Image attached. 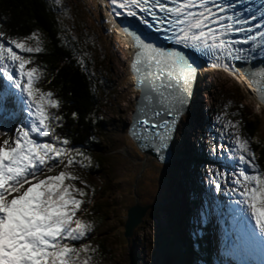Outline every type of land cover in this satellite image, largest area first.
<instances>
[{"label":"snow or ice","instance_id":"6c2138e0","mask_svg":"<svg viewBox=\"0 0 264 264\" xmlns=\"http://www.w3.org/2000/svg\"><path fill=\"white\" fill-rule=\"evenodd\" d=\"M110 2L113 15L136 18L147 29V34L130 33L137 49L133 71L141 90L130 134L142 151L154 153L163 162L180 146L190 154L202 146V140L196 144H187L183 138L177 141L176 133L182 117L191 113L194 82L209 61L212 67H223L237 77L248 76L264 100V70L253 76L240 67L264 56V0ZM5 35L0 32V78L7 82L0 95V111L8 115L0 125V264H81L80 254L90 248L77 247L76 242L86 238L91 225L78 218L83 200L76 196L83 197L85 191L71 182L80 178L66 169L74 164L86 167L84 161L89 157L55 132L53 122L60 127L63 117L52 110L59 109L60 101L37 87L42 72L29 66L31 59L21 54L42 51L37 34L7 40ZM150 35L172 47L153 42ZM25 40H35L36 46ZM78 62L83 68L84 61ZM17 105H22L24 119L17 118ZM232 138L228 148L229 159L235 163L231 184L226 173L211 168L206 173L211 177L208 184L217 193L222 189L230 193L237 206L233 221L238 235L232 247L241 256L258 250L259 264H264V172L249 159L252 153L247 141L238 133ZM209 154H214V145ZM60 166L62 170L55 175L45 174ZM206 219L197 213V224L188 237L194 256ZM239 264L252 261L242 259Z\"/></svg>","mask_w":264,"mask_h":264},{"label":"rangeland","instance_id":"374dc122","mask_svg":"<svg viewBox=\"0 0 264 264\" xmlns=\"http://www.w3.org/2000/svg\"><path fill=\"white\" fill-rule=\"evenodd\" d=\"M104 2L105 0H60L58 5L69 22L66 28L70 29L75 36L83 34L84 37L88 36L92 41L93 47L98 53L95 60L97 65L96 75L103 81V85L107 89L106 94L102 95L104 107L101 120L104 122L105 128L101 132L100 142L104 149L109 152V155L112 156L109 161L110 181L114 186H117L118 191L114 194L120 207L108 219L100 235L107 238V248L114 256L112 264H184L176 241V223L180 220L179 238L183 243V224L193 222L196 225L197 215L186 217L184 212L183 214L178 212L181 206L178 204V208L176 207L180 201L178 202L175 198L174 191L179 193V189L183 192L188 190L184 180L185 171L190 172V169L184 166V159L191 158L192 154L183 153L182 151L183 154L180 155L181 147L185 150L184 146H180L174 150V153H179V155L176 154V157H178L176 160L177 162L182 160L181 164L178 162L179 165H176L172 162L169 166H163L154 158L143 155L129 138V127L132 123L136 103L140 97V92L136 90V79L132 75V63L135 55L133 51L128 50L130 45L120 36V31L118 32L119 25ZM36 39L39 40L40 46L42 38L36 36ZM24 42L29 46H36L35 40H25ZM21 54L30 59L32 53ZM29 66L35 67L33 63ZM41 72L42 76L37 83V87L43 91L48 74L43 70ZM253 89L255 91L252 92L251 89H243L232 79L221 73L199 74L193 95L195 104L191 108L190 115L182 117V124L176 133L177 141L183 138L187 144H196L200 140L196 138V131L199 132V127H202L204 133H206L202 140L204 154L213 162L219 161L221 164L227 165L226 168L216 165L207 167L205 164H199L198 167V178L201 177L203 189L215 196V202L212 204L213 206L211 205L214 208H208L205 204L203 210L209 212L212 221L218 223L221 227L225 223L232 229L230 232L226 227L224 228L226 232L221 229L216 234L217 237L215 235L216 253H220L226 247L223 242H225L224 239L228 238V241H230L229 248L237 254V251L232 247V239L229 237L233 235L237 238L238 235V227L233 221V210L237 206L232 203L230 193L223 189L217 193L214 186H209L208 181L211 177H208L206 173L209 168L213 171L219 170L221 173H226L228 176L227 183L231 184L232 169L235 167V163L229 159L231 154L228 152V148L233 143L232 134H239V132L221 118L214 121L217 127L210 129L212 134L210 130L207 131L206 126H201L200 120H193L191 114L195 108L194 106H196L200 110L202 119H208L205 111L209 108V101H211L215 108H224L223 118L232 117L237 121L241 117L247 116L255 119L256 124L259 126L255 140L263 141L264 103L259 100L257 89L255 87ZM207 90L209 95L206 93ZM45 91L48 90L45 89ZM225 125H228V127H225ZM246 141L252 153L251 145L253 143ZM213 145L214 154H209V149ZM222 148L223 151H221ZM252 158L249 159L252 160ZM252 163H254L253 160ZM67 171L75 175L78 173L71 169H67ZM80 180H78L79 183ZM102 181L100 176L88 178L89 184L93 183L97 187L101 186ZM219 181L222 185L225 183L223 175L219 177ZM174 184H176V189ZM76 188H83L87 192L84 185ZM76 198L83 200L80 196H76ZM136 201L142 205L154 204L155 209L148 212L142 224L135 231L131 244L128 245L122 240L124 239V223L127 210L134 206ZM86 203L83 200V210L87 205ZM181 214L184 215L182 221ZM114 216L115 219L113 220ZM220 217H222L221 222ZM222 244H225V246L223 247ZM234 253L232 255H235ZM249 254H246V257H240V260H248L249 258L255 260L256 256L250 257ZM257 254L256 261L259 264L260 253L258 250L256 251ZM236 260L238 261L235 256L234 262Z\"/></svg>","mask_w":264,"mask_h":264},{"label":"trees","instance_id":"16d2710c","mask_svg":"<svg viewBox=\"0 0 264 264\" xmlns=\"http://www.w3.org/2000/svg\"><path fill=\"white\" fill-rule=\"evenodd\" d=\"M68 23L65 13L60 10L56 0H0V32L6 34L5 40L8 37L24 38L33 32L42 38L40 45L42 51L40 53H32L30 59L35 67L48 74L43 91L47 89L53 93L54 98L60 101L59 109H53V112L63 117L60 122L62 126L57 127L56 123L53 122L52 127L58 135L69 140V146L80 148L84 156L89 157V160L84 161L86 167L82 168L79 164H74L67 168L78 172L76 176L78 175L80 179L84 180V183H79L78 180L71 182L75 187L87 185V192L84 190L85 195L82 197L87 202V205L84 210L82 209L78 213V218L88 222L91 227L86 238L76 242V246L79 247L81 244L89 245L90 250L87 254H80L81 264L86 258L87 264H112L114 256L107 248V238L100 235L108 219L120 207L114 194L118 191L117 186H114L110 181L109 161L112 156L109 155V152L104 149L100 142L101 132L105 128L104 122L101 120V113L104 107L102 95L106 94L107 89L103 85V81L96 75L97 65L95 60L98 53L93 47L92 41L88 36L84 37L83 34L75 36L70 29L66 28ZM79 60L84 61L83 68L78 62ZM1 79L0 95L3 94L5 89L2 82L3 79ZM9 91L14 90L9 89ZM206 93L209 95L208 90ZM194 107L191 116L193 118L199 117L197 120L201 121V126H206L207 131L215 129L217 124L214 121L221 118L228 123L232 121L233 124H236V130L239 132L241 139L253 143L251 145L252 160L259 171L264 172V140H255L259 130L255 119L247 116L241 117L237 121L232 119V117L223 118L225 114L224 108H215L211 101H209V108L205 111L208 119H202L199 108ZM21 109L22 105H17L19 113L17 118L24 119L25 114ZM73 112L77 113L76 117H73ZM5 119H8V115L2 111L0 113V125L3 124ZM211 130L210 132L212 133ZM196 132V138L203 140L206 133H204L202 127H199V132ZM207 134L210 136L208 132ZM44 140L50 141V137H46ZM202 146L197 145V152L192 154L187 162L185 161V166L190 169V172H185L184 180V184L188 181L187 184L190 189V198L187 199L186 205V213L189 215L193 214V212H202L201 209H198V201L201 203V198H198L197 201L196 195L201 193L205 200H209L210 203L214 202L211 194L202 189L201 177L198 178L199 164H205L207 167L209 165L227 167V165L221 164L219 161L213 162L207 157L202 150ZM176 154L179 155L178 152ZM74 158L80 159L79 156ZM178 162L181 164V160H178ZM178 162L177 164L179 165ZM60 170H62V166L58 167L53 173H47L46 175H55ZM98 176L103 180L101 186L97 187L93 183L89 184V177ZM178 192L174 191V195L180 203L175 206L178 208V204H180L181 208L178 212L183 214V206L180 199L183 191L179 189ZM177 196L180 197L178 198ZM112 219L114 220L115 216ZM179 224L180 220L177 223V245L179 253L181 252L180 256L184 258V264H193V262L194 264H220L214 254H211L209 235L205 226L200 230L202 238L194 256L189 250L188 237L195 224L193 222L191 224L184 223L185 228L182 231L184 248H181ZM122 240L127 243L125 237ZM185 253H190V257L185 256Z\"/></svg>","mask_w":264,"mask_h":264},{"label":"water","instance_id":"95a60500","mask_svg":"<svg viewBox=\"0 0 264 264\" xmlns=\"http://www.w3.org/2000/svg\"><path fill=\"white\" fill-rule=\"evenodd\" d=\"M122 22H123V25L128 26V28L131 31L135 30L138 34H147V32L145 30L140 28L133 21H130V20L126 19V20H123ZM149 39L153 40V42H156V43L160 44L161 46L172 47L171 45H166L163 41L157 40L156 37L153 36V35H150ZM133 63H134V61H133ZM133 63H132V75L136 79V90H138L140 92V96H141V90L137 86V78H136V75L134 74V71H133ZM246 70L248 71L249 74L254 76L256 72L264 70V62L253 64V65L247 67ZM196 82H197V80L194 82V85H193V95H194L195 88H196ZM258 93H259V91H258ZM259 100L262 103H264V100H261V98H260V93H259ZM136 108H137V103H136L135 110H136ZM128 136L134 142V144L136 145L137 149L143 155H147V156H150V157L154 158L159 164H161L163 166H169L173 162V155L170 158H166L165 161L161 162V161H159L157 159V157H156V155L154 153L142 151L138 147L137 142L132 138V136L130 134V127H129V131H128ZM154 209H155V205H142V204H140V203H138L136 201L134 206L130 207L127 210L126 221L124 223V237H125L128 245L131 244V241H132V239L134 237L135 231L142 224V222H143L144 218L146 217V215L148 214V212L151 211V210H154Z\"/></svg>","mask_w":264,"mask_h":264},{"label":"bare ground","instance_id":"6f19581e","mask_svg":"<svg viewBox=\"0 0 264 264\" xmlns=\"http://www.w3.org/2000/svg\"><path fill=\"white\" fill-rule=\"evenodd\" d=\"M106 5H107V8H108V10H109V12H111V5L109 4V2H104ZM119 29V28H118ZM120 30H118V32H119ZM120 34V33H119ZM127 35V34H126ZM128 37V36H127ZM129 38L131 39V37L129 36ZM127 44L128 45H130L129 47H128V50L130 49V51H133V53H134V55L136 54V51H137V49H136V47H135V44L133 43V42H131L130 44H129V42L127 41ZM208 72H214L213 70H210V71H208ZM239 80H240V82L241 83H246V84H248L249 85V87H250V89H251V92L252 91H255L254 89H253V87H255V86H253L252 85V83H251V80L250 79H248V78H246L245 76H240L239 77ZM256 88V87H255ZM181 149L182 150H180L181 151V154H183V153H186V151L183 149V147H181ZM182 151H183V153H182ZM176 225H177V223H176ZM177 227V226H176ZM177 231H178V229H177ZM175 232H176V230H175ZM176 236H177V233H176ZM232 238H233V240H236V238L232 235ZM176 241H177V237H176ZM225 249V248H224ZM235 251H236V249H235ZM235 254V253H234ZM250 255V254H249ZM251 255H252V257H253V255H255L256 257H255V260L253 259H248V260H250V261H252V264H258V262L256 261V259L258 258V254L256 255V252L254 253V254H252L251 253ZM233 257V256H232ZM240 257H242L241 255L239 256H237L236 255V259H238V260H240L241 258ZM246 257V256H245ZM227 258V257H226ZM259 258L261 259V256H259ZM230 259V258H229ZM229 262H227L228 264L230 263V264H237L238 263V261L236 260V262H234V261H230V260H228Z\"/></svg>","mask_w":264,"mask_h":264}]
</instances>
